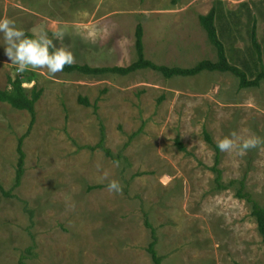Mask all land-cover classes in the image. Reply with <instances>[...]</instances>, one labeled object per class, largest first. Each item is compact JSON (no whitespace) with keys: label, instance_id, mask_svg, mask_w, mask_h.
Returning <instances> with one entry per match:
<instances>
[{"label":"rangeland","instance_id":"rangeland-1","mask_svg":"<svg viewBox=\"0 0 264 264\" xmlns=\"http://www.w3.org/2000/svg\"><path fill=\"white\" fill-rule=\"evenodd\" d=\"M213 8L231 63L255 77L264 58H252L251 32L255 23L264 57V0H0V18L15 20L26 34L47 31L57 47L73 52L75 64L92 67L136 61L141 24L148 60L188 68L216 60L199 22ZM47 17L62 25L48 26ZM56 30L64 33L61 40ZM3 45L0 35V89H8V77L34 74L26 90L30 95L37 87L43 95L24 141L22 184L11 198L0 191V264H154L147 221L157 232L162 264H264L251 207L234 190L215 189L208 169L215 151L204 137L207 131L215 144L233 132L264 138V82L241 90L237 77L219 72L171 80L154 70L99 78L19 73ZM30 123L28 112L0 103V183L7 192ZM102 127L105 147L120 161L91 149ZM221 154L224 183L249 169L248 189L264 206V147ZM250 154L251 167L244 160ZM111 180L121 183L122 194L107 191Z\"/></svg>","mask_w":264,"mask_h":264},{"label":"trees","instance_id":"trees-1","mask_svg":"<svg viewBox=\"0 0 264 264\" xmlns=\"http://www.w3.org/2000/svg\"><path fill=\"white\" fill-rule=\"evenodd\" d=\"M219 9L213 8L208 14L201 15L199 17V22L207 34L208 41L213 46L216 51V60H203L196 64L194 67H178V66H165V65H157L153 61L148 60L146 58L145 52V42H144V28L140 24L137 27L136 31V54L137 60L134 61L129 66H115V67H92L90 65H80V64H72L71 66H65L62 71L65 74H81L89 77H105L107 75H118L122 77L129 76L131 74H135L140 71L145 70H154L163 75L165 79H173L176 77L181 78H193L197 77L204 72H219L222 74H232L239 80V87L241 90L250 89V88H259L261 84L264 82V68H261L255 77L251 78L247 69L240 68L237 65L231 63L230 58L228 56V51L226 44L223 40L222 32L220 31V27H222V22L219 21ZM251 32V40L253 48L255 49V57L251 55L252 58H256L257 62L263 61V47L257 40L255 28L256 25L253 23ZM27 35L31 36V33H27ZM245 66H248L245 64ZM34 74L23 75L18 74L15 78L8 77L9 87L6 90L0 89V103H6L10 105L12 108L18 111H26L31 115V123L29 130L26 135L19 139L18 143V164L16 169V180L13 189L9 192L5 191L2 184L0 183V191L2 194L8 198L13 197L12 191L16 188H19L22 184L23 178L25 176V166H26V154L23 150L24 141L29 136V133L32 131V128L36 122V104L39 102L43 95V91L38 89L37 87L33 88L32 93L29 95L25 85H29L34 83L35 81ZM80 103L86 107H90L91 103L86 98H80ZM95 111L98 110L97 103L94 105ZM102 138L100 143L96 148H91L92 150L101 149L105 152V154L112 158L114 161H120V157H115L113 153L105 147V128L102 127ZM140 132L133 134L130 137V142H132ZM204 137L208 144H210L216 153L215 163L212 167L208 169L214 173L215 175V189L217 191H227L231 188L236 187V197L240 200L246 201L251 206V217L254 219L259 235L262 238V242L264 244V207L253 197L251 193H249L246 189V181L245 179L241 181H232L229 184H225L223 180V170L221 169V151L217 147V145L213 142L210 134L207 131H204ZM176 145L181 152H186V147L183 145L181 140L178 138L176 140ZM146 227L150 229L152 236V243L148 248V252L152 257L154 264H162L163 259L159 256L157 252L158 245V237L157 232L153 228V226L146 222ZM20 264H26L25 260L22 259ZM241 264V263H235Z\"/></svg>","mask_w":264,"mask_h":264},{"label":"clouds","instance_id":"clouds-1","mask_svg":"<svg viewBox=\"0 0 264 264\" xmlns=\"http://www.w3.org/2000/svg\"><path fill=\"white\" fill-rule=\"evenodd\" d=\"M0 35L3 36L5 54L19 73L30 69H47L48 74L55 77L65 66L75 63L73 52L67 47H57L54 39L43 29H33L29 36L24 29L17 27L15 20L4 17L0 18ZM53 35L56 40H61L64 33L57 31ZM217 147L221 152L235 150L238 155L243 156L249 149L264 147V138L254 134L240 137L233 132L219 140ZM116 166H119L118 162ZM107 191L122 194L123 188L118 180H111L107 184Z\"/></svg>","mask_w":264,"mask_h":264},{"label":"crops","instance_id":"crops-1","mask_svg":"<svg viewBox=\"0 0 264 264\" xmlns=\"http://www.w3.org/2000/svg\"><path fill=\"white\" fill-rule=\"evenodd\" d=\"M34 16H38V17H42L43 15L42 14H39L37 11L36 12H34ZM47 19V25L48 26H50V27H53L54 25L59 29V25L61 24L62 25V22H60V21H58V20H54V19H52V18H49V17H47L46 18ZM57 31V30H56ZM52 32H55V31H52ZM115 67V66H114ZM97 78H99V77H97ZM210 145V144H209ZM217 145V144H216ZM214 149V148H213ZM215 151V150H214ZM215 156H216V153H215ZM254 157L255 156H253L252 154H250L249 155V158L247 159L246 157L244 158V160H246V161H249L248 162V166L249 167H251V160L252 159H254ZM221 159H222V154H221ZM214 163H215V158H214ZM221 163H222V161H221ZM214 165V164H213ZM247 173H245L244 175H243V177H242V179L241 180H243V179H245V181H246V189L248 190V192L249 193H251L252 195H253V197L255 198V196H254V193L252 192V191H250L249 189H248V183H249V179H248V175L247 174H249V169H247V171H246ZM213 175H214V173H213ZM241 180H239V181H241ZM232 181H238V180H231L230 182H232ZM229 182V183H230ZM214 183H215V175H214ZM228 183V184H229ZM232 190H234V195H235V197H236V187L235 188H231ZM231 189H229V190H231ZM220 192H224V191H220ZM237 198V197H236ZM238 199V198H237ZM256 199V198H255ZM258 199V198H257ZM256 199V200H257ZM238 200H240V199H238ZM242 201V200H241ZM244 201V200H243ZM259 203H262L261 202V200H257ZM246 202V201H245ZM246 204H248L247 202H246ZM249 205V204H248ZM251 207V206H250ZM264 207V206H263Z\"/></svg>","mask_w":264,"mask_h":264}]
</instances>
